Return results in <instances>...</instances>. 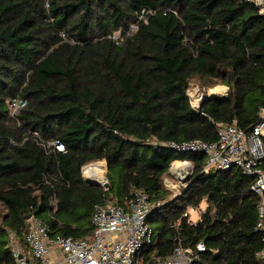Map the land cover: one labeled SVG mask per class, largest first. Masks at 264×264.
<instances>
[{"label":"trees","instance_id":"1","mask_svg":"<svg viewBox=\"0 0 264 264\" xmlns=\"http://www.w3.org/2000/svg\"><path fill=\"white\" fill-rule=\"evenodd\" d=\"M143 9L157 13L123 45L109 38ZM194 78L230 93L204 100L195 111L187 94ZM18 95L28 104L14 118L8 101ZM262 107L264 17L253 4L0 0V264H14L11 232L27 249L30 216L52 235L86 238L94 231L95 205L126 207L135 190L154 205L149 222H160L150 255L173 252L179 223L186 247L206 246L192 264H264L252 180L236 168L201 174L204 156L166 146L215 143L217 123L250 133ZM55 141L64 152L42 145ZM175 159L191 160L195 175L173 199L165 180ZM100 161L107 164L108 191L81 173ZM203 202L199 221L184 218L189 206Z\"/></svg>","mask_w":264,"mask_h":264},{"label":"built area","instance_id":"2","mask_svg":"<svg viewBox=\"0 0 264 264\" xmlns=\"http://www.w3.org/2000/svg\"><path fill=\"white\" fill-rule=\"evenodd\" d=\"M235 1L253 4L258 8L259 15L264 17V0H260V5L254 4V0ZM156 13V9L141 10L137 14V21L130 24L127 30L116 32L109 38L117 45H123L127 38L138 32L140 23H147L149 17ZM62 37L70 44L76 43L65 33ZM205 93L199 86L190 85L187 94L193 110H200L201 103L207 98ZM27 104L28 101L20 95L11 98L8 101L11 116L16 118ZM216 128L218 141L215 143L193 140L171 142L166 146L178 154L204 156L201 174L208 175L217 170L228 171L236 168L250 178V190L259 199L255 231L264 232V107L260 109L259 121L250 133L236 125L225 123H217ZM34 136H38V133L34 132ZM42 145L46 150L54 147L59 152L65 151V146L60 141ZM98 166L102 169L100 180L94 177V170ZM81 173L86 181L97 182L105 191L109 190L105 161L88 164L82 168ZM169 173L173 181L166 180L165 187L172 192V198L175 199L181 197L183 190L191 185L195 165L189 159H175L170 165ZM153 209L154 205L148 195L141 190L134 191L126 207L113 203L97 204L92 215L94 231L90 236L80 239L52 235L50 227L43 220L31 216L25 235L27 249L20 246L14 232L10 233L8 248L12 251L14 264H192L200 259V253L206 252L205 244L199 243L195 249L186 247L178 233L179 223L173 226L176 232L175 248L170 255L160 257L147 252L155 240L154 229L149 222ZM56 210L57 204L54 202L49 214L52 215ZM194 211L202 217L206 208L189 206L184 218L192 221L191 212ZM262 242L264 243V236ZM258 257L264 262V248Z\"/></svg>","mask_w":264,"mask_h":264},{"label":"rangeland","instance_id":"3","mask_svg":"<svg viewBox=\"0 0 264 264\" xmlns=\"http://www.w3.org/2000/svg\"><path fill=\"white\" fill-rule=\"evenodd\" d=\"M191 84H193V86H199L200 88H202V90H204L206 93H205V95H206V97H208L209 96V94H210V91L211 90H214L215 88H221L222 89V93L220 94V95H217V97H223V96H225V95H227V94H229L230 93V88L229 87H226V86H224V85H217V86H215V87H208V86H205V85H203L202 84V82H201V80L199 79V78H194V79H192L191 80V82H190V85ZM190 87V86H189ZM190 91V90H189ZM216 97V96H215ZM99 169H101L100 168V166H98V167H96V169L95 170H99ZM169 179H171V177H167L166 178V180H169ZM165 180V181H166ZM172 180V179H171ZM173 181V180H172ZM166 185V184H165ZM202 208H207V204L205 203V202H203V203H201V205H200ZM0 217H1V213H0ZM200 215H199V213L196 211H194V212H191V219H192V221L193 222H197V221H199L200 220ZM0 224H1V218H0ZM152 227L153 228H157L159 225H160V222H152Z\"/></svg>","mask_w":264,"mask_h":264},{"label":"bare ground","instance_id":"4","mask_svg":"<svg viewBox=\"0 0 264 264\" xmlns=\"http://www.w3.org/2000/svg\"><path fill=\"white\" fill-rule=\"evenodd\" d=\"M222 89L221 88H215L214 90L210 91V96H215V95H220L222 93ZM94 177H96L98 180H100L102 178V169L99 170H94Z\"/></svg>","mask_w":264,"mask_h":264},{"label":"water","instance_id":"5","mask_svg":"<svg viewBox=\"0 0 264 264\" xmlns=\"http://www.w3.org/2000/svg\"><path fill=\"white\" fill-rule=\"evenodd\" d=\"M254 4H256V5H260V0H254ZM215 96L217 97V95H215ZM215 96H208L206 99H211V98H213V97H215ZM224 97H228V94L225 95ZM188 179H190V178H188ZM87 183L90 184V185L96 186V187H101V185H100L99 183H97V182H90V181H87ZM106 187H108V186L106 185ZM30 217H31V216H30Z\"/></svg>","mask_w":264,"mask_h":264}]
</instances>
